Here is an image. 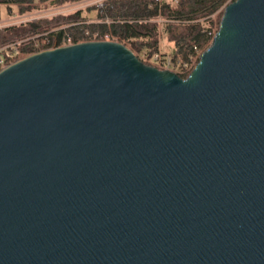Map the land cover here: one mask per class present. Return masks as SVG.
<instances>
[{"label":"water","instance_id":"95a60500","mask_svg":"<svg viewBox=\"0 0 264 264\" xmlns=\"http://www.w3.org/2000/svg\"><path fill=\"white\" fill-rule=\"evenodd\" d=\"M0 264H264V0L186 78L108 40L2 67Z\"/></svg>","mask_w":264,"mask_h":264},{"label":"trees","instance_id":"16d2710c","mask_svg":"<svg viewBox=\"0 0 264 264\" xmlns=\"http://www.w3.org/2000/svg\"><path fill=\"white\" fill-rule=\"evenodd\" d=\"M85 0H0V23L4 12L10 17L51 7L76 4ZM231 0H105L104 6H88L67 14L35 21L0 24V46L17 40L21 55L30 54L61 43L68 36L73 42L93 39L94 32L110 33L116 41L131 47L139 56L161 51L166 40L173 44L170 54L175 61L192 66L199 61V52L210 45L222 18V11ZM97 12V21L90 22L85 12ZM66 25L56 29V26ZM1 68V67H0ZM191 69V70H192ZM189 72H179L187 77Z\"/></svg>","mask_w":264,"mask_h":264},{"label":"built area","instance_id":"2783aa9c","mask_svg":"<svg viewBox=\"0 0 264 264\" xmlns=\"http://www.w3.org/2000/svg\"><path fill=\"white\" fill-rule=\"evenodd\" d=\"M88 0H85L83 2L80 3H84ZM97 1V2H96ZM94 4H96L99 7H103L104 6V1L105 0H96ZM155 3H161L162 0H154ZM235 1V0H231L230 2ZM79 4V3H77ZM61 8L67 9V10H74V7H70V6H63V7H57V9ZM62 9V10H64ZM26 15L24 16H19V19H16L13 21V23L15 22H20L23 21ZM22 18V19H21ZM90 22H93L91 20H88ZM97 21V20H95ZM65 26H61L58 27L56 29L59 28H64ZM92 40H108V41H115L114 37L111 36L110 33H106V34H102L100 32H94L93 33V39ZM23 40H17L5 45H1L0 46V67H5L6 65H8L9 63H12L13 61H15L17 58L20 57V55L22 54V51L20 49V43ZM84 40H81L79 42H83ZM90 41V40H89ZM75 43L73 42L71 36L65 37L60 44L55 46H63V45H69ZM53 46V47H55ZM202 52H199L198 58L200 56ZM31 54V53H30ZM29 55V54H28ZM138 55V54H137ZM139 56V55H138ZM140 59L142 61H144L145 63L149 64V65H153L156 66L160 69H170L173 70L175 72H177L179 74V72L185 73V72H189L192 69V66L188 65V64H182L180 61H175L174 58L170 55V54H164V52L158 51L156 53H153L152 55H148V54H142L141 56H139ZM0 68V69H1Z\"/></svg>","mask_w":264,"mask_h":264},{"label":"rangeland","instance_id":"374dc122","mask_svg":"<svg viewBox=\"0 0 264 264\" xmlns=\"http://www.w3.org/2000/svg\"><path fill=\"white\" fill-rule=\"evenodd\" d=\"M95 1L96 0H88V1H86L84 3H80L79 2V4H77V3L74 4L73 3V4L64 5V6H70L71 8L74 7V10H72V9L71 10H67V9L61 8V11H60V9H57V7L40 9V10L33 11V12H30V13L25 14L26 16H25L24 20L23 21H20V22L35 21V20H38V19L44 18V17H51V16H56V15L67 14V13H70V12L75 11V10H78V9H84V8H88V6L96 5L94 3H96L97 1L96 2ZM61 7H63V6H61ZM62 9H64V10H62ZM224 9L223 10H220L218 13H216L214 15V18L217 19V14H219L221 11L223 13L224 12ZM85 15L91 21H95L97 19V16H96L97 15V12L96 11H92V12H89V13L88 12L87 13L85 12ZM3 17H4V19L0 23L1 25H10V24L13 23L14 20L20 18L18 15H16L15 17H10V16L7 15L6 11L4 12V16ZM62 26H66V25H62ZM58 27H61V26H56L55 28H58ZM161 50L164 51V52H172V50H173V44H170L166 40H164L161 43ZM26 55H28V54L20 55V57L17 58V59H20V58H22V57H24Z\"/></svg>","mask_w":264,"mask_h":264}]
</instances>
